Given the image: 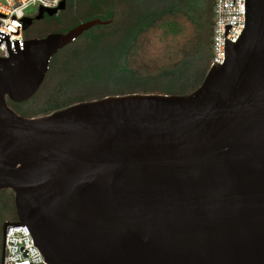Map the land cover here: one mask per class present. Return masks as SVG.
I'll use <instances>...</instances> for the list:
<instances>
[{"label": "water", "instance_id": "1", "mask_svg": "<svg viewBox=\"0 0 264 264\" xmlns=\"http://www.w3.org/2000/svg\"><path fill=\"white\" fill-rule=\"evenodd\" d=\"M109 23L25 41L0 31V190L18 219L3 225L4 249L6 227L26 226L47 264H264V0H245L235 43L224 25L223 64L189 95L109 96L30 119L7 106Z\"/></svg>", "mask_w": 264, "mask_h": 264}, {"label": "trees", "instance_id": "2", "mask_svg": "<svg viewBox=\"0 0 264 264\" xmlns=\"http://www.w3.org/2000/svg\"><path fill=\"white\" fill-rule=\"evenodd\" d=\"M66 1L63 18L37 39L65 34L92 20L110 23L90 28L53 55L43 82L28 100L13 103L6 98L7 106L18 116L45 117L78 103L109 96L189 95L199 88L212 66L213 0ZM177 16H186L197 27L191 55H184L172 65L141 73L134 64V52L140 54V46L148 44L146 41L153 37L157 24L163 35L177 34ZM0 209L5 222L18 221L11 190H0Z\"/></svg>", "mask_w": 264, "mask_h": 264}, {"label": "built area", "instance_id": "3", "mask_svg": "<svg viewBox=\"0 0 264 264\" xmlns=\"http://www.w3.org/2000/svg\"><path fill=\"white\" fill-rule=\"evenodd\" d=\"M62 0H0V31L8 34L9 41H25L24 19L30 9H55ZM245 0H213L211 60L222 65L224 62V25H233L226 39L235 43L244 29ZM0 58H9L5 41L0 44ZM16 222L10 223L14 224ZM47 264L39 249L33 245L26 226H7L3 264Z\"/></svg>", "mask_w": 264, "mask_h": 264}, {"label": "rangeland", "instance_id": "4", "mask_svg": "<svg viewBox=\"0 0 264 264\" xmlns=\"http://www.w3.org/2000/svg\"><path fill=\"white\" fill-rule=\"evenodd\" d=\"M36 13L37 9H30L26 12L27 16H34ZM175 21L177 22V34L165 36L159 29L160 25L157 24L152 31L154 39L151 37L146 41L147 45L140 46L141 56L134 52L136 59L134 64L141 73L172 65L173 62L181 60L184 55H191L194 43L197 41V27L186 16H177Z\"/></svg>", "mask_w": 264, "mask_h": 264}, {"label": "flooded vegetation", "instance_id": "5", "mask_svg": "<svg viewBox=\"0 0 264 264\" xmlns=\"http://www.w3.org/2000/svg\"><path fill=\"white\" fill-rule=\"evenodd\" d=\"M65 2V8L61 11H58L57 13L49 16L46 13H43L42 16L39 19H36L37 13L34 16L28 17L30 19L28 28L24 32V34L27 37L25 40L30 39H37L36 36L42 35L45 33L48 29L53 28L56 26V24L63 18L64 14L66 13L67 9V1ZM5 223L3 212L0 209V264H3V259L5 255V249L3 245V225Z\"/></svg>", "mask_w": 264, "mask_h": 264}, {"label": "clouds", "instance_id": "6", "mask_svg": "<svg viewBox=\"0 0 264 264\" xmlns=\"http://www.w3.org/2000/svg\"><path fill=\"white\" fill-rule=\"evenodd\" d=\"M41 2L44 3L46 7L50 6V5L46 2V0H41ZM54 3H58V0H54Z\"/></svg>", "mask_w": 264, "mask_h": 264}]
</instances>
